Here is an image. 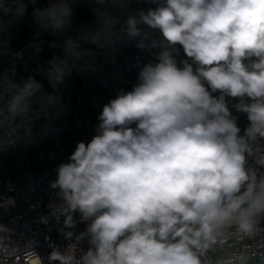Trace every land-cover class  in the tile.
Listing matches in <instances>:
<instances>
[{
    "label": "clouds",
    "instance_id": "clouds-1",
    "mask_svg": "<svg viewBox=\"0 0 264 264\" xmlns=\"http://www.w3.org/2000/svg\"><path fill=\"white\" fill-rule=\"evenodd\" d=\"M140 2L27 0L34 40L65 37L47 42L60 52L43 64L38 43L14 49L16 31L0 19V153L46 135L68 78L100 73L135 41L155 62L103 106L91 140L78 142L50 181L57 199L40 221L63 218L67 243L52 246L48 264H211L209 254L225 248H237L227 264H246L264 252V0L133 7ZM27 3L0 0V13L15 8L18 27ZM80 6L93 20L77 28ZM28 48L36 66L18 78L14 65ZM181 48L186 58L178 60ZM234 112L246 115L243 128ZM15 203L0 198L5 209ZM77 213L84 231H76ZM14 236L0 223V264H44L34 240L21 245Z\"/></svg>",
    "mask_w": 264,
    "mask_h": 264
},
{
    "label": "built area",
    "instance_id": "built-area-1",
    "mask_svg": "<svg viewBox=\"0 0 264 264\" xmlns=\"http://www.w3.org/2000/svg\"><path fill=\"white\" fill-rule=\"evenodd\" d=\"M150 6L154 7L143 0L133 4L134 8L146 9ZM92 20L93 16L90 18V24ZM85 47L95 46L85 45ZM180 52H183L182 48ZM116 56L115 64L103 63V58H99L102 62V70L98 74L74 72L60 88L63 100L62 116L57 115L52 121V129L35 141L36 152L32 159L27 158V165L34 166L30 174L20 177L18 169L16 176L10 175L3 163L5 151L0 153V198L13 197L16 201L13 207L7 209L0 207V223L15 229L13 239L18 240L21 245L34 240V250L44 259V264H48L47 257L52 246L64 247L67 243L59 234V229L63 227V218L59 223L50 220L48 224L41 223L40 218L49 215L48 206L51 201L57 199L56 190L50 188V181L56 178V167L66 162L67 157L75 149L70 139L72 131H76L80 141H90L103 106L123 90V85L126 86L127 91L132 89L136 83L137 73L144 63L150 60L155 62L152 53L140 51L135 47V41L119 46ZM21 63L22 60L17 59L14 65L17 75L23 73ZM234 115L238 117V125L242 124L241 128H243L242 113L234 112ZM48 141L51 144L50 149L45 145ZM18 143L21 146L26 145L23 140H19ZM74 218L78 221L76 231H84L86 224L79 223V214L77 213ZM81 246L86 248V241ZM236 250L237 248H225L210 253L211 264H227L229 257ZM262 257L264 252L252 258ZM8 264H12V261H8ZM18 264H24V261H18Z\"/></svg>",
    "mask_w": 264,
    "mask_h": 264
},
{
    "label": "trees",
    "instance_id": "trees-1",
    "mask_svg": "<svg viewBox=\"0 0 264 264\" xmlns=\"http://www.w3.org/2000/svg\"><path fill=\"white\" fill-rule=\"evenodd\" d=\"M27 3V0H25ZM47 0H38L37 5L35 7H43L46 6ZM33 5L30 3H27V12L25 14V17L23 18L22 22L19 24L17 27V21L15 20L14 15H15V8H13L11 11L5 13H0V19H3L6 26L9 28L11 32H15L17 34V38L13 42V48L14 49H20L23 50L24 46L26 44H31V43H38L41 51L39 54V59L38 63L43 64L46 60L52 58L53 51L60 52V49L52 50L48 47V41H57L58 43L61 42L62 39H64V36H61L59 38L52 36L50 34H43L40 37L36 38L35 40L33 39L32 32H33V27L31 25V20H32V10H33ZM84 6H80L78 8V12L83 8ZM77 17V16H76ZM11 19V20H9ZM79 28V27H77ZM67 35H73L72 32L67 33ZM42 42V43H41ZM36 50L35 48H28L26 51V56L25 59L22 60V67H23V73L18 74L17 77H26L28 74L32 73L33 69L35 68V63L33 62L36 60ZM186 58L184 56L183 52H180V55L177 57L178 60ZM38 79H41L42 82L44 83V86L47 88V81L46 78L43 77H37ZM61 103L63 104V100H61ZM62 116V113L59 114ZM39 123V122H38ZM72 140V146L76 147L77 143L80 142L78 139L77 133L75 130L72 131V137H70ZM21 146V145H20ZM71 146V147H72ZM8 161H3L5 167L8 169L10 173H14V168L16 166L15 162V157L14 155L12 157H8ZM19 160H21L20 166H25L27 163L22 160L20 157ZM246 264H264V257L262 258H250Z\"/></svg>",
    "mask_w": 264,
    "mask_h": 264
},
{
    "label": "rangeland",
    "instance_id": "rangeland-1",
    "mask_svg": "<svg viewBox=\"0 0 264 264\" xmlns=\"http://www.w3.org/2000/svg\"><path fill=\"white\" fill-rule=\"evenodd\" d=\"M77 16V17H76ZM92 14L91 12L87 9V7H83L79 12H76V15L73 19V25L74 27H81V26H89L90 25V18H91ZM242 122L243 125L245 126L247 124V118L246 115L242 113ZM242 124H240L239 126L241 127ZM67 141V139H65ZM68 142V141H67ZM20 143H16L14 146L9 147L5 153L3 154V160L4 161H8L9 158L8 157H12L14 155L15 157V162H16V166L14 168V173H10V175L12 176H16L17 175V170H20V173H18V175L20 177H25L28 174H30V172L34 169V166H28L27 164L25 166H20L21 160H19V158L21 157L23 161H25L26 163L28 162V160L32 159L31 157H33V155L36 152V147L37 144L36 142L34 143H30L24 146H20ZM66 146H68V143L66 144ZM70 147H68L69 149ZM27 155L29 157H27ZM28 158V160H27Z\"/></svg>",
    "mask_w": 264,
    "mask_h": 264
},
{
    "label": "water",
    "instance_id": "water-1",
    "mask_svg": "<svg viewBox=\"0 0 264 264\" xmlns=\"http://www.w3.org/2000/svg\"><path fill=\"white\" fill-rule=\"evenodd\" d=\"M122 89L124 90V91H127V88H126V86L125 85H123V87H122ZM46 147H47V149H50V147H51V144H50V142L48 141V142H46Z\"/></svg>",
    "mask_w": 264,
    "mask_h": 264
}]
</instances>
